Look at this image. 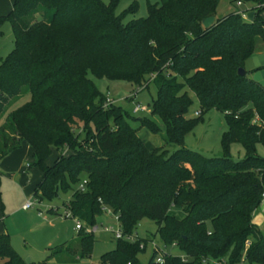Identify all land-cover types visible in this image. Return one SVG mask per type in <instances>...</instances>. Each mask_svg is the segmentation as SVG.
<instances>
[{
	"label": "trees",
	"instance_id": "16d2710c",
	"mask_svg": "<svg viewBox=\"0 0 264 264\" xmlns=\"http://www.w3.org/2000/svg\"><path fill=\"white\" fill-rule=\"evenodd\" d=\"M256 1L251 19L235 6L204 27L201 19L214 15L218 0H157L146 4L145 16L125 22L114 12L118 0H12L0 13V25L7 19L13 35L0 61V159L28 144L26 166L39 171L31 195L40 200L69 192L63 206L86 223L101 212L98 198L117 214L124 234L140 218L152 219L163 244L176 246L183 258L166 251L156 262L152 248L145 264H202L203 256L264 264V236L250 222L264 188V155L256 152L257 143L264 146V128L249 122L254 112L264 120V88L238 71L256 39L264 41V0ZM135 8L133 0L126 11ZM88 72L137 85L154 73L148 112L163 123L161 143L149 147L137 133L158 130L149 116L102 105ZM187 89L197 115L186 116ZM21 96L27 98L6 111ZM210 108L226 122L221 155L183 145L185 132ZM76 120L84 123L81 138L71 127ZM233 141L242 146L241 158L228 154ZM53 148L57 155L47 162ZM65 148L69 153L62 154ZM81 177L84 189L76 188ZM92 236L79 228L74 247L71 240L49 245L48 257L89 256ZM114 240L100 264H139L144 244L138 246V236ZM0 264H28L6 231H0Z\"/></svg>",
	"mask_w": 264,
	"mask_h": 264
},
{
	"label": "rangeland",
	"instance_id": "374dc122",
	"mask_svg": "<svg viewBox=\"0 0 264 264\" xmlns=\"http://www.w3.org/2000/svg\"><path fill=\"white\" fill-rule=\"evenodd\" d=\"M133 0H118L114 7L116 14H121L122 21L125 22L133 17L146 15V4L154 3L157 0H134L136 8L134 11H126ZM107 4L109 0H102ZM236 2V1H235ZM241 4H232L229 0H218L215 7V14L221 16L233 9L235 6L242 10H253L256 6V0H241ZM248 10V11H249ZM254 11V10H253ZM5 13V12H4ZM245 18V14L242 16ZM257 40V39H256ZM13 46V35L10 22L5 19L0 25V61L11 50ZM152 74H144L143 87L138 88L137 84L133 82L119 79L108 78L105 76H95L90 72L87 76L92 80L94 85L103 94L102 105H107L108 102H114L119 105L124 111H127L131 116H149L155 124L159 118L153 114L150 117L148 109L151 100L155 97V84L152 80ZM145 82L147 83L145 85ZM188 95L191 98V103L186 112V116L194 115V111L198 109V102L194 94L187 89ZM26 96L17 97L11 100L6 105V111L15 107L22 102ZM134 102L141 105H146L148 109L132 112ZM4 116L0 117V123ZM162 128L158 125L156 132H150L145 127L139 128L138 135L143 139L148 146L154 144L158 145L164 137V126L162 121ZM83 122L76 120L71 124L74 134H78V138L83 136ZM226 128V122L223 112L210 108L201 112V119H199L183 136V145L200 151L204 155L215 156L221 155L222 149L219 143L220 133ZM163 131V133H162ZM22 144H26L22 142ZM26 146V145H25ZM172 149V148H170ZM256 152L264 155V146L261 143L256 144ZM69 153V149H63L62 154ZM15 153L3 158L0 161V231H6L9 236V241L14 250L24 260L28 258V264H100L99 257L101 253L111 249L114 246V238L109 232L103 231L98 224V228L93 232V243L89 256L75 257V254L69 256V259H56L48 257V246L58 244L63 241L71 240L72 247L75 246L74 236L76 229L74 228V219L69 216H64L63 202L69 198V192L58 191L56 195L50 199L33 197L31 194L27 195L30 189V184L33 182L38 169L33 166L27 167L26 164L31 161V156L28 153ZM228 154L233 159L241 158L243 149L239 142L233 141L228 146ZM57 155V151L53 148L52 153L47 157L46 161L50 162ZM22 166L19 171L15 167ZM31 192V191H30ZM30 199L32 206L23 209V204L26 199ZM101 210V209H100ZM96 215V222L101 221L103 224L114 225V219L109 214ZM175 216L182 215L181 210L174 211ZM155 222L147 217L140 218L134 227V233L142 242L144 248L137 251L136 258L139 264H145L148 256L151 253L153 244H156L163 251L180 254L182 252L171 244L164 245L159 234L155 233ZM225 258L220 256V259ZM202 262V261H201ZM157 264V263H154ZM202 264H207L202 262ZM241 264H263L257 262H249L243 260Z\"/></svg>",
	"mask_w": 264,
	"mask_h": 264
},
{
	"label": "built area",
	"instance_id": "2783aa9c",
	"mask_svg": "<svg viewBox=\"0 0 264 264\" xmlns=\"http://www.w3.org/2000/svg\"><path fill=\"white\" fill-rule=\"evenodd\" d=\"M235 3L238 5V4H240V1L236 0ZM143 86L144 85H140V86H138V88L143 87ZM143 109H148V108H147L146 105H141L138 102H134L131 111L132 112H136V111L143 110ZM224 112H227V110H224ZM193 113H194V115H197L199 113V109L195 110ZM249 122L252 123V124L259 125L260 127L264 128V120H262L259 117V115L257 113H255V112L250 117ZM85 182H86V177H81L80 180L76 183V188L84 189ZM260 195H261V197H264V188L262 189ZM98 200L100 201V209H101V211L104 212V213H109L113 217L114 222H115L114 225L107 224V223L103 224L101 221H99V223H97L96 220L94 222H92V223H86L85 221H83V220L79 219L78 217L72 215L70 210L68 208L64 207V206H63L62 214L64 216H69V217H72L74 219V228L76 230H78L79 228H82L86 232L93 233L94 231L97 230L98 224H99L101 226V229L103 231L109 232L112 235L113 238H121L122 237V238H125V239H128V240H133L135 237H137V235H135L134 231L132 233L124 234L122 232V230H121L117 214L113 213L111 211L110 207H108L106 204L102 203L99 198H98ZM32 205H33L32 201L28 198L21 205V207L22 208H28V207H30ZM248 243H249V239L246 238L244 240L243 252H244L246 246L248 245ZM143 244L144 243L142 241H140L138 246L139 247H143ZM153 248L156 249V254H155L154 260L156 262L162 263L163 262V252H166V251H163L156 244H153ZM181 258H183V255H181ZM201 261L204 262V263H209V264H227L225 258L215 259V258H210L208 256H203L201 258ZM235 264H240V263H235Z\"/></svg>",
	"mask_w": 264,
	"mask_h": 264
},
{
	"label": "crops",
	"instance_id": "0c3cea01",
	"mask_svg": "<svg viewBox=\"0 0 264 264\" xmlns=\"http://www.w3.org/2000/svg\"><path fill=\"white\" fill-rule=\"evenodd\" d=\"M241 4V3H240ZM11 5H12V0H0V13H4V12H7L10 8H11ZM239 8V7H237ZM240 10V13H241V16H243V14H245V18H246V13L248 12V10H242L241 8H239ZM214 17L217 16L215 13L213 15ZM247 19V18H246ZM255 51L252 53V54H258V53H263L264 52V41L260 40L257 38L256 40V43H255ZM251 54V55H252ZM248 76L251 77V73H248ZM153 115H150V117H152ZM157 116V115H156ZM158 117V116H157ZM159 118V117H158ZM152 119H154L152 117ZM155 120V119H154ZM160 129H163L162 128V124L160 122V118L159 120L157 121ZM163 133V131H162ZM164 134V133H163ZM147 144V143H146ZM26 145V146H25ZM148 145V144H147ZM154 146V144L150 145L149 147H152ZM21 153V155H23L22 153H28V155L31 156V149L30 147L28 146V144H22L14 149L13 151H11L9 154H7L6 156L2 157L0 159V161L4 158H7L9 155H12L15 154V153ZM31 159H32V156H31ZM16 169H18L19 171H21L20 169L22 168V166L20 165H17L15 167ZM39 176V171H37V174L36 176L34 177V180L33 182L30 184V189H29V192L27 193V195L31 194V188H32V185L33 183L37 180ZM22 205V204H21ZM22 208V207H21ZM23 209H26V208H23ZM100 215H106V213L102 212ZM96 219V218H95ZM250 222L260 231V233L264 236V197H261L260 201L258 202V204L256 205V207L253 209L251 215H250Z\"/></svg>",
	"mask_w": 264,
	"mask_h": 264
},
{
	"label": "water",
	"instance_id": "95a60500",
	"mask_svg": "<svg viewBox=\"0 0 264 264\" xmlns=\"http://www.w3.org/2000/svg\"><path fill=\"white\" fill-rule=\"evenodd\" d=\"M253 12V10H249L246 13V18L251 19ZM213 20L214 16L208 15L201 19V23L206 27L210 25ZM238 71L240 73L244 71L251 73V79L257 81L264 88V52L247 56L244 59L243 67H240ZM25 261L28 262V258H26Z\"/></svg>",
	"mask_w": 264,
	"mask_h": 264
}]
</instances>
